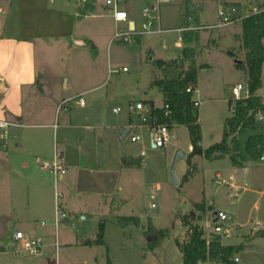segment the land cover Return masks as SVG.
Here are the masks:
<instances>
[{
    "label": "rangeland",
    "instance_id": "obj_1",
    "mask_svg": "<svg viewBox=\"0 0 264 264\" xmlns=\"http://www.w3.org/2000/svg\"><path fill=\"white\" fill-rule=\"evenodd\" d=\"M70 1L72 5L73 0ZM134 1L130 0L124 4V0H122L120 4V8L128 13V17L132 11L142 14L144 9L152 8L153 5L157 6V0ZM220 1L206 0L202 2L203 24L213 26L219 23L217 8ZM106 2L107 0H89V2L83 3L78 0L77 7L84 14L92 12L96 4V9L92 12L95 16H81L78 19L73 15L75 10L71 6V14H68L66 19L68 22L65 23V34L68 33V37L75 35L79 39H84L85 45L80 47L70 42V45L74 47L72 51L67 53L53 47L49 48V55L53 57L52 63L56 72L64 70V75L70 79V89L63 93L65 97L83 89L90 90L99 87L105 83V86L95 92L96 96L94 93L86 95L87 106L83 109L74 107L73 114L83 118L87 113H91L95 120L102 117L107 125H123L128 129L132 128L133 133L143 135L144 138L140 143L133 144L127 137L121 138L120 130L111 133L113 144L118 145L119 149L126 154H140L142 148H145L144 150L147 152L144 170L139 172L138 177L132 178V183L136 184L138 190L132 196L134 199H131L123 210L126 215H137L141 219V225H129L123 229L114 219L108 218L105 245L85 249L75 247L67 250L63 245L61 248L60 244H64L65 241H73L76 232L86 231V235L95 239L99 232L98 223L90 216L86 222L75 221L73 220L75 218L70 217L60 225V230L55 235L44 241L46 245L52 244L46 255L49 258V264H85L84 262L88 260L91 264H177L179 253L176 240L181 239L188 231V226L184 225L181 219L183 220V217L187 216L188 222L194 225L193 221L198 218L195 226L203 228L205 237L212 239L215 237L212 234L215 225L213 223L214 216L219 211H224L233 217V221L229 223L232 228L231 236L229 238L220 237L224 239L225 243L231 245L239 244L242 241L246 247L239 251L234 259L238 258L239 264H264V238L255 241L251 246L247 244L253 237V231L264 227V161H252L245 147V142L251 135L263 131L264 122L257 123L260 129L249 131L241 137V160L244 167L233 166L229 156L218 160H208L205 156L199 155L193 157L190 162L187 161V158L180 159L174 164L176 177L180 182L176 186L171 173V165L179 150L187 155L190 154L188 151L191 142L188 130L185 127L178 128L177 139L166 146L170 152L168 150L167 153L164 148L154 149L151 147L149 131L143 125H139L140 119L137 115L132 116L129 112V105L148 99L154 101L156 108L164 105L162 92L156 88H149L155 69L152 58L155 54V59L175 60L181 55L182 50L177 43L180 38H183V35L175 29L187 27L183 7L186 0L162 3L155 14L161 17L162 28L167 31L163 34L146 35L136 45L114 40L117 33L128 32V23H116L114 19L109 18L106 15L109 12L105 11ZM244 5H248L249 11L253 12V9L264 8V0H260L258 3L251 0ZM37 13L39 16L41 13V17H36L35 20H41L43 22L41 26L45 29L53 30L54 26L50 21L53 18L52 12L42 8ZM6 15L0 14L4 24ZM27 19L22 18L23 23ZM129 19L132 20V17ZM141 22L140 15L136 23L140 25ZM188 22L191 23L189 26L195 24L196 16H193L192 20L188 17ZM239 31L242 33V21L231 26L206 30L202 32V40L196 43L197 45L194 44L195 47L193 46L199 53L198 64L212 66V68L198 66V85L204 93L200 98L199 117L203 129L201 144L205 149L222 141L224 121L233 116L228 105L234 95L232 89L237 83L244 85L248 82L247 73L238 70L235 66L236 59L223 52V50H229L232 47V52H236L237 58L245 64L248 52L244 47L243 34L238 36L240 40L234 46V33ZM224 32L226 36L221 38L219 46L214 45L217 40H212L211 35ZM207 49H211V51ZM124 67L127 68L125 72L123 71ZM260 90V94L264 96V66ZM114 109H119L120 113H114ZM65 119V111L58 112L53 119V124L61 126ZM52 131L50 130L53 142H55V133H57L60 143L63 142L65 136L68 138L71 136L63 128L58 129L55 133L53 129ZM97 132L98 138L99 135H103L101 129ZM74 139L77 140V136ZM174 150H176V154L173 157ZM3 152L0 151V156ZM171 158L172 161H170ZM190 166L194 167L195 173L187 181H183ZM3 169L4 164L0 160V172ZM218 173L223 176L222 179L233 180L234 178V184L244 187V190L238 192L237 197L236 193L229 196L230 187L217 178ZM53 178L55 179L54 176ZM16 179L13 176L3 179L0 173V189L4 190L0 199V211H2L0 227L4 220L9 218L10 210L7 209L6 200L9 197L11 199L14 194L7 195L6 191L14 188L12 183ZM59 181L61 182L60 177ZM246 183L247 185H245ZM140 185L142 189L138 187ZM153 185H157V187L151 188ZM248 185L249 187H245ZM158 187L159 189H157ZM153 192H156L154 200H152ZM16 196L18 195L16 194ZM200 203L204 204L205 211L198 207L197 204ZM199 214H201L200 217H197ZM149 223L166 233L159 241L156 253L148 245ZM11 229L17 230L16 227H11ZM11 242H13L12 238L4 241L3 246L6 250L0 249V264L39 263L38 256H16ZM59 247L61 248L60 252H58ZM57 254H59V258H57Z\"/></svg>",
    "mask_w": 264,
    "mask_h": 264
},
{
    "label": "crops",
    "instance_id": "obj_2",
    "mask_svg": "<svg viewBox=\"0 0 264 264\" xmlns=\"http://www.w3.org/2000/svg\"><path fill=\"white\" fill-rule=\"evenodd\" d=\"M17 1L16 3L15 0H0V9L3 11L0 14L6 15L7 13L5 18L6 23H3V29L0 35V119L8 120L21 126L12 128L8 148L0 156V160L4 164V169L0 172L3 179H9L12 176L17 178L12 183L14 188L6 191L7 195L14 194V196L6 200L8 205L7 209L9 208L10 213L9 218L5 219L3 225L0 227V249L6 250L3 246L4 241L10 240V238L13 240V236L17 231H23L27 235L43 239V250L42 254L37 257L39 260V263H37L49 264V258L46 255L50 251L52 244L49 243V245H46L44 241L48 240L60 230V226L58 228L55 226L56 192L59 191L62 194L61 203L63 208L68 210L70 217L75 218L73 219L75 221L81 220L86 222L88 216H90L99 225L103 221H108V218L114 219L117 223L119 217H138L137 215H126L123 213V210L130 203L131 199H134L132 196L138 190L136 184L132 183V178L138 177L139 172L144 170L146 157L142 162V167H125L122 164L123 158L140 159L141 153L135 155L126 154L123 150H120L118 145H114L111 141L113 137L111 133L120 130V133L123 134L122 131L127 128L123 125H107L106 121L104 119L102 120V117L95 120L93 118L94 115H91V113H87L83 118L77 114H73L74 107L77 106L83 109V107L87 106V101L83 106L78 104L70 106L72 103L65 104L64 106L68 107L67 110H61L63 112L65 111L66 114L64 124L61 126L55 123L53 124V119L58 113L59 106L65 100L77 98L78 96L85 98L89 93H94L96 96L95 92H98V89L105 86V83H103L99 87L90 90L83 89L69 97H65L63 93L70 89V79L64 75V70L56 72L52 63L53 57L49 55V48L52 49L53 47H57L59 51L64 50L67 53L72 51L74 47L70 45V42L80 47L85 45L84 39H79L75 35L68 37V33L65 34V23L68 22L66 19L68 18V14H71V6L75 10L73 15L77 19L81 16H95L92 12L96 9V4L92 12L84 14L77 7L78 0H73L72 5L70 0ZM129 1L124 0L123 3L125 4ZM191 1L189 3V0H186L183 6L185 9L184 16L187 19L186 26H209L202 23L203 18L201 15L202 2L206 0ZM247 1L221 0L218 8L223 5H232L233 3L245 4ZM42 8L52 12L53 18L50 21L51 25L55 28L53 27L51 31L41 26L43 24L41 20H35L36 17H41V13L39 16L37 12H40ZM105 8V11L109 12L106 15L114 19L112 17V10H109V7L106 5ZM192 13L193 16H196L197 22L189 26L191 23L189 24L188 17H193ZM140 15L142 17L140 12H131L130 17H132V20L130 27L133 24L137 25L136 22ZM24 17L28 19L23 23L22 18ZM0 20L2 19L0 18ZM33 24L38 28L34 27ZM183 28L186 27L176 28L175 30H178L182 34L183 31L181 29ZM203 31H206V29H195L192 31L200 34V40L196 43L202 40ZM224 33L211 35L212 40L216 39L218 41L214 45L219 46L221 38L226 36V33ZM242 34L240 31L234 33V46L240 40L238 36ZM196 43L187 45L184 42L183 45V38H180L177 45L182 50L186 46L194 48L197 45ZM194 44L196 45L194 46ZM207 50L211 51V49ZM228 51H232V47L229 50H223L227 55ZM234 53L236 57L233 59H236L237 62H243L237 58V53ZM198 54L195 59L196 66H200L198 64ZM153 55L152 64L158 61V59L165 62L172 61L163 58L155 59V54ZM202 67L212 68L209 64ZM162 76V71L159 69L156 70L155 68L149 88H155L151 87L154 78L158 79ZM196 91L194 100L200 101L204 93L199 85H197ZM260 91L258 95L264 98L260 94ZM141 101L149 102L150 104L153 103L152 105L155 106L152 99ZM199 122L201 124L200 117ZM259 122H264V119L259 120ZM179 127L185 126L179 125L176 127L177 135ZM60 128H63L64 131H67L71 135L69 138L65 136L61 143L58 142V136L55 133ZM258 128L260 129V126ZM262 128L264 131V126ZM52 129L55 133V142H53L54 139H52V133L50 132ZM100 129L103 135H99L98 138L97 130ZM263 131H260V133L262 132L264 134ZM72 136H77L78 139L75 140ZM241 137L242 135L239 136V140H241ZM189 149L188 152L191 153L193 150L191 143ZM168 150L166 149V152ZM175 154L176 150L173 151L172 156L174 157ZM56 156L67 166L66 175L61 176V182L58 179L57 183L52 173L44 167L45 164L53 161ZM172 158L170 161H172ZM218 175L223 177L220 173ZM233 180L226 179L228 182L227 185L230 187V191L228 192L229 196L235 193L231 187L232 185H236ZM236 186L241 187L240 185ZM138 187L142 189L141 185ZM155 187L157 185H153L151 188L155 189ZM245 187H249V185ZM241 188L243 189L244 187ZM3 191V189H0V199L2 198V193L4 194ZM153 194H156V192H153ZM200 215H197V217H200ZM197 220L198 218L196 221H193L194 225H196ZM11 227H16L17 230L11 229ZM155 229L161 231L156 227ZM259 230H264V227L254 230L253 233L251 232L253 237L247 243L249 246L253 245L255 241L264 238V236L255 237ZM186 238L187 232L178 240L182 242ZM94 241L95 238H90L86 235V231L83 233L76 232L73 241H65L64 244H60V247L63 245L67 250L75 247L85 249L87 247L97 246L93 244ZM11 243L13 245V242ZM221 243L225 246H239L243 242L241 241L239 244L231 245L225 243L222 238ZM60 247L58 252L62 248ZM156 252L155 249L154 253ZM178 253L179 256L176 263L182 264V253L179 248ZM57 258H59V254H57ZM108 262L110 263V260ZM84 263L89 264L90 261L88 260ZM202 264L218 263L202 262Z\"/></svg>",
    "mask_w": 264,
    "mask_h": 264
},
{
    "label": "trees",
    "instance_id": "obj_3",
    "mask_svg": "<svg viewBox=\"0 0 264 264\" xmlns=\"http://www.w3.org/2000/svg\"><path fill=\"white\" fill-rule=\"evenodd\" d=\"M242 33L244 47L248 54L245 64L237 62L236 67L247 73L248 90L250 96L247 99L229 100V109L233 116L225 119L224 133L221 142L204 149L202 146L203 129L199 122V107H195L194 95L186 90L189 86L197 88L198 85V66L195 64L196 50L190 46L182 49L181 55L172 61L165 62L158 59L154 62L156 70H161L163 76L154 78L151 87L157 88L164 97L163 107L153 108L154 115L158 123H169L177 126L184 125L189 130L192 152L187 155V161L193 157L202 155L208 160H218L229 156L233 166L243 167L241 160V144L239 136L255 131L258 128L257 114L264 113V98L258 95L262 87L263 66H264V10L253 13L250 17L242 21ZM184 42L189 45L200 40V34L192 31L182 33ZM232 58L235 53L228 51ZM200 68H203L200 66ZM168 105L172 112L171 117L165 116V106ZM246 151L252 161L261 160L264 157V134L257 133L251 135L245 142ZM142 160L135 158H123L122 164L125 167H141ZM195 173L194 167L190 166L183 177L187 181ZM199 208L205 211L204 204H197ZM182 223L188 226L187 238L176 244L182 253V264H202V262H213L218 264H237L234 256L242 249L246 248L243 243L239 246H225L221 243V237L215 236L211 242H207L203 228L192 225L188 222L187 216L181 219ZM117 223L123 229L129 225L139 226L141 220L134 216H124L117 219ZM147 235L156 239L148 243L152 250H155L158 243L166 235L165 231H157L150 223L148 225ZM99 232L93 242L96 245H105L106 222L98 225ZM264 236V230H259L255 237Z\"/></svg>",
    "mask_w": 264,
    "mask_h": 264
},
{
    "label": "built area",
    "instance_id": "obj_4",
    "mask_svg": "<svg viewBox=\"0 0 264 264\" xmlns=\"http://www.w3.org/2000/svg\"><path fill=\"white\" fill-rule=\"evenodd\" d=\"M86 3L89 0H81ZM251 1V0H248ZM256 2L259 0H255ZM172 0H157V6L154 5L152 8H147L142 11V22L140 25L133 24L130 27L131 20L128 17V13L120 8V4L122 0H107L106 6L112 10V17H114L117 23L119 22H127L128 23V32H119L114 38L115 41H121L125 44L136 45L138 41L144 36H152L161 34L166 32L162 28L161 17L157 13L159 6L162 3H170ZM264 8H261L263 11ZM261 10L253 9V12L249 11V6L244 4H235L232 5H223L217 9V15L219 19L218 24H214L213 26H200L196 25L195 27H186L181 29V31H194L195 29H206V30H214L215 28H222L231 26L234 23H238L243 21L245 18L250 17L253 13H258ZM2 9H0V13H2ZM192 20V17L189 18ZM3 29L2 20H0V35ZM123 71H127V68H123ZM234 92L233 100H241L247 99L250 96V90H248V85L238 83L232 89ZM188 93L196 94V89L192 86H189L186 90ZM245 92V95L243 93ZM67 103H72V105H80L83 106L86 103V100L83 96H78L77 98L65 100L62 105L59 106L58 112L61 110H67V106H64ZM200 101H195V107L200 106ZM163 107V106H162ZM165 116L171 117L172 112L169 110L168 105L165 106ZM129 112H131L132 116L137 115L140 119V124L143 125L149 131V139L151 143V147L154 149L165 148L169 143L177 139L176 127L175 124L169 123H158L157 117L154 115L153 108L150 104L144 101H138L135 103H131L129 105ZM114 113H120L119 109H114ZM131 116V119H132ZM257 120L261 121L264 119V114L262 112L257 114ZM21 127L19 124H15L11 121L1 120L0 119V151H4L8 148V144L11 138V130L12 128ZM130 133L127 138L131 143L136 144L140 143L143 140V135H137L133 133L132 128H129ZM147 156L146 150H142L140 155V160H144ZM261 161H264V157L261 158ZM46 169H48L52 175L55 177V182L57 183L59 177L66 175L67 166L59 159L58 156L54 158L53 161L48 162L44 165ZM222 183L228 184L226 179H222L220 175L217 176ZM232 190L235 191L236 197L238 196V192H241L243 189L239 186L232 185ZM62 194L57 191L56 192V219L55 226L58 228L61 224H64L67 219L70 218V213L68 210L63 208L61 203ZM155 194H152V200H154ZM154 206V205H153ZM233 221V217L228 215L224 211H219L214 216V232L213 235L220 237L223 236L229 238L231 236V227L229 223ZM207 239V238H206ZM211 238L207 239V242H211ZM43 239L40 237H34L31 235L25 234L23 231H17L13 236V252L16 256L21 257H30V256H40L42 254ZM234 261L238 264V258H235Z\"/></svg>",
    "mask_w": 264,
    "mask_h": 264
},
{
    "label": "water",
    "instance_id": "obj_5",
    "mask_svg": "<svg viewBox=\"0 0 264 264\" xmlns=\"http://www.w3.org/2000/svg\"><path fill=\"white\" fill-rule=\"evenodd\" d=\"M238 62H241V61H238ZM130 133L129 129H124V132L122 134V138H126L128 136V134ZM187 155L185 153H183L182 151L179 150L175 160H174V163L171 165V173L173 175V178H174V184L177 186L179 185V180L178 178L176 177V172H175V168H174V164L179 161L180 159H186ZM156 238L155 237H151L149 238V242L150 241H153L155 240Z\"/></svg>",
    "mask_w": 264,
    "mask_h": 264
}]
</instances>
